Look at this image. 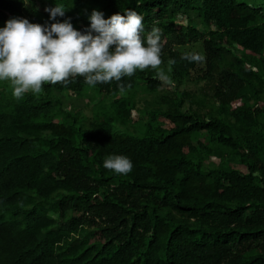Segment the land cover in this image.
<instances>
[{"label":"trees","instance_id":"trees-1","mask_svg":"<svg viewBox=\"0 0 264 264\" xmlns=\"http://www.w3.org/2000/svg\"><path fill=\"white\" fill-rule=\"evenodd\" d=\"M55 2L0 0V26ZM58 2L81 31L136 11L161 64L20 100L0 82V264H264V0Z\"/></svg>","mask_w":264,"mask_h":264},{"label":"clouds","instance_id":"clouds-1","mask_svg":"<svg viewBox=\"0 0 264 264\" xmlns=\"http://www.w3.org/2000/svg\"><path fill=\"white\" fill-rule=\"evenodd\" d=\"M22 3L28 6L31 0ZM44 10L51 23L13 16L0 26V82L10 85L17 100L28 93H41L45 83L83 77L85 83L96 86L161 64L160 30L153 27L142 35L143 17L134 10L105 17L103 11L93 8L84 31L75 28L71 18L57 19L67 11L62 2L57 0ZM182 58L202 59L195 53H185ZM102 166L116 175H127L133 162L126 155L113 153L103 159Z\"/></svg>","mask_w":264,"mask_h":264},{"label":"rangeland","instance_id":"rangeland-1","mask_svg":"<svg viewBox=\"0 0 264 264\" xmlns=\"http://www.w3.org/2000/svg\"><path fill=\"white\" fill-rule=\"evenodd\" d=\"M168 85H169V83H168ZM193 87H196V85H193Z\"/></svg>","mask_w":264,"mask_h":264}]
</instances>
